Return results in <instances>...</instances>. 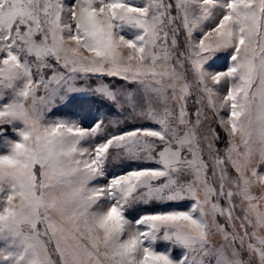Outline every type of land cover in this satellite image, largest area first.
<instances>
[{
	"label": "snow or ice",
	"instance_id": "6c2138e0",
	"mask_svg": "<svg viewBox=\"0 0 264 264\" xmlns=\"http://www.w3.org/2000/svg\"><path fill=\"white\" fill-rule=\"evenodd\" d=\"M0 264H264V0H0Z\"/></svg>",
	"mask_w": 264,
	"mask_h": 264
},
{
	"label": "rangeland",
	"instance_id": "374dc122",
	"mask_svg": "<svg viewBox=\"0 0 264 264\" xmlns=\"http://www.w3.org/2000/svg\"><path fill=\"white\" fill-rule=\"evenodd\" d=\"M226 63H227L226 57L221 56V58L217 61L216 66H217V68H223L226 65ZM77 103L89 107L90 109L94 110L95 114H97V115L104 108V105L100 104L94 98H91V97H78ZM61 111L71 113L73 111H76V109L69 107L67 109H61ZM222 114L225 115V117H226V113H222ZM219 131L221 133V136H223L224 134H223L222 130H219ZM220 146L222 147L223 145H220ZM160 246L163 247L162 244Z\"/></svg>",
	"mask_w": 264,
	"mask_h": 264
}]
</instances>
